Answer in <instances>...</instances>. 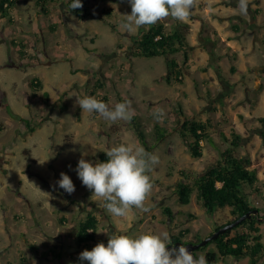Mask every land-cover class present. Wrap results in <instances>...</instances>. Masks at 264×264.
Masks as SVG:
<instances>
[{
	"label": "rangeland",
	"instance_id": "374dc122",
	"mask_svg": "<svg viewBox=\"0 0 264 264\" xmlns=\"http://www.w3.org/2000/svg\"><path fill=\"white\" fill-rule=\"evenodd\" d=\"M242 1L264 21V0ZM84 2L92 11L85 20L72 14L67 0L48 4L19 0L5 18L0 12V124L5 128L0 132V242L4 245L9 241L7 225L18 244L0 264H19L17 251L23 252L22 245L29 251L30 244L39 254L50 257L55 245L64 264H91L97 251L109 244L108 264H120L130 251L152 247V234L160 236L154 224L162 219L165 226L160 238L165 239L169 213L171 228L178 224L183 240L192 236L204 240L215 217L220 223L230 218L228 208L207 213L197 190L192 191L187 205H181L175 187L179 182L192 184L204 171L216 167L227 148L233 149L235 157L249 160L257 180L253 186L244 184L243 193L250 203L264 206V147L256 134L262 127L258 117H264V85L255 90L258 84L253 78L247 96L242 83H234V89L224 88L206 44L216 33H223L221 38L231 47L222 44L220 50L240 48V24L229 22L227 17L236 14L247 25L246 11L236 4L225 6L230 4L228 0ZM44 5L47 11L42 10ZM105 10L109 15L103 14ZM159 24L165 34L186 25L187 43L182 50L168 56H132L137 42ZM93 49V54L88 52ZM243 51L247 56L260 52V58L252 63H264L259 47ZM243 51L237 50L236 57L228 53V60L219 57L221 64L216 67L222 66L233 75L231 68L234 71L235 65L240 67L246 61ZM166 59L182 67L180 83H166ZM33 78L40 79L42 86L37 88L38 100L29 97ZM258 83H264V75ZM100 99L104 104L94 112L93 105ZM183 120L211 122L209 140L201 143L200 157L189 151L191 138L183 136ZM26 122L33 131L26 130ZM140 132L145 143L138 136ZM87 133L92 137L84 145L82 135ZM236 140L238 146L233 147ZM105 155L110 161L106 175L94 160ZM123 166L146 173L137 189L143 196L124 194L118 181ZM26 197L30 204L40 202L45 212H32L29 217L31 208L37 207H29ZM62 207L67 215L59 217L57 210ZM51 208L56 213L52 214ZM88 215L98 222L95 240L82 246L66 238L65 230L78 227ZM261 232L264 241V224ZM129 239H140L141 243L119 245ZM213 251L216 264H252L247 258L218 253L214 244L199 254ZM24 258L25 263L34 262L33 255L27 253ZM51 264L59 262L53 259Z\"/></svg>",
	"mask_w": 264,
	"mask_h": 264
},
{
	"label": "trees",
	"instance_id": "16d2710c",
	"mask_svg": "<svg viewBox=\"0 0 264 264\" xmlns=\"http://www.w3.org/2000/svg\"><path fill=\"white\" fill-rule=\"evenodd\" d=\"M36 1L37 3H59L62 0H23L24 3ZM85 0H67L66 6L70 9L73 15L80 20H85L90 17L92 11L90 7L85 4ZM9 2V3H8ZM12 2V3H11ZM19 2V0H0V12L1 17L5 18L8 14V10ZM43 11H47V7L41 6ZM166 7L161 6L160 9ZM105 15H109V11H104ZM156 16V18H158ZM100 19L105 21L104 17ZM187 29L183 24L175 28L174 32L165 34L163 32L162 24H159L153 29L152 33L144 35L138 42L136 48L132 52V56H168L170 54L179 52L182 50V46L187 43ZM159 37L158 40H155ZM93 53L92 50L88 51ZM167 73L165 81L167 84L173 81L180 83L182 81V67L179 66L173 59H166ZM39 79L33 78L29 83L31 88L30 98L35 97L37 88H41ZM34 94V95H33ZM104 104V100L100 99L95 101L93 105L94 112L100 110V105ZM8 113H12L7 109ZM258 121L264 124V117L258 118ZM211 124L209 120L205 123L186 121L182 122V130L186 133L184 137H190L191 140L188 144L189 151L193 157H200L202 151L201 143L205 140H209L207 128ZM3 125L0 124V132L3 130ZM26 130L33 131L30 123H25ZM138 136L142 143H145V136L142 132L138 133ZM223 139L226 137L222 134ZM237 138V136H235ZM262 145L264 147V128L260 133ZM233 147L238 146V141L231 143ZM232 148H227L222 152V160L218 162L216 167H211L204 171L201 175L193 180L192 184L179 182L176 184L175 192L179 195V202L181 205H187L192 191H198V199L203 208H205L209 214H213L217 209L228 208L231 218L227 223H230L238 217L246 214L249 211L255 209L251 206L249 199L243 193V185L248 184L253 186L257 180L255 171L249 169V160L247 158H237L232 155ZM107 155L102 157V161L108 164V160L104 159ZM146 173L142 170L132 169L127 166H123L120 174L118 175V181L121 188L126 195H131L135 198L143 196L141 191H138L141 181ZM136 179V180H135ZM218 184H220L218 186ZM137 190V191H135ZM260 213L261 210H260ZM264 214V211L263 213ZM190 217H192L190 215ZM97 219L92 215H88L86 221L79 224L78 227H70L65 230V237L73 239L78 245L86 246L95 240L97 231ZM259 222L256 217L252 216L251 219L245 220L231 231H227L224 235L219 236L218 239L209 242L204 248L210 244H214L219 253L229 255L235 258H240L245 255H249L252 258L259 257L262 251H264V243H262V235L260 234ZM224 226V224L218 227ZM247 227V228H246ZM237 229H241V232L236 233ZM93 231V232H92ZM213 233V232H212ZM235 233L234 235H232ZM232 235V236H231ZM131 242V243H130ZM136 243H141L140 239H129L126 241H120L119 245L132 246ZM108 245L102 246L97 254L92 257L91 264H108L110 257L108 256ZM29 247L32 250H36V246L30 244ZM104 247V248H103ZM203 248V249H204ZM52 257L55 260L63 262L62 253L58 247L53 246L51 248ZM143 249L135 250L134 254L137 255L143 252ZM58 255V256H57ZM59 259H57V258ZM217 254L216 252H208L205 255V261L203 264H216Z\"/></svg>",
	"mask_w": 264,
	"mask_h": 264
},
{
	"label": "crops",
	"instance_id": "0c3cea01",
	"mask_svg": "<svg viewBox=\"0 0 264 264\" xmlns=\"http://www.w3.org/2000/svg\"><path fill=\"white\" fill-rule=\"evenodd\" d=\"M222 3V2H221ZM223 3H225V1L223 2ZM252 7V6H251ZM253 8V7H252ZM255 12H256V10H254ZM233 17H238V15H236V14H234V15H232ZM244 20V19H243ZM246 20V19H245ZM247 20H248V18H247ZM260 20H262V17H258V15L256 14V19L254 20L255 22H254V27H252V29H255V33H253L252 31H242L241 30V37H239L238 38V40H239V44H237V46H239L240 45V48L239 47H237V48H234V49H231L230 51H226L225 49L224 50H220V45H222V44H224L225 45V47H231V44L229 43V42H226L225 40H224V38H221V36L223 35V33H216L215 35H214V38H211V39H207L206 40V44L207 45H209L208 47L211 49V60L213 61V63H212V66L214 65L215 66V68L216 69H218V72H216L219 76H220V79H226L229 83L227 84V85H225V84H223L224 85V88H227V89H234L236 86H234V83H242L241 85L243 86V87H245V89H244V91H245V95H246V92H247V90H250V84H248V83H254V82H251V80L254 78V80H255V83L256 84H258V85H255V90H256V88H259L260 89V87L262 86V84L264 85V83H258V80H261L262 79V77H263V75H264V63H257V64H255V63H252L253 61H256L257 59V56H258V58H260V52H254V54H251V56H249V54H248V56L245 54L244 55V51H243V49L244 48H248V47H251V50H253V46H257V47H259V49L262 51V58L264 59V21H260ZM264 20V19H263ZM227 31V30H226ZM14 39L15 38H11V41H13L14 42ZM221 39V40H220ZM2 40H6L5 38H3ZM222 41V42H221ZM68 52H70V49H66ZM237 50H239L240 52H242L243 51V55H244V57L246 58V61H242V63L240 64V67H238V66H236L235 65V67H236V69H234V71L232 70V68H231V71L234 73L233 75H231L230 74V72H229V70L228 69H225L224 67H222V66H220V67H216V65L218 66V64H221L220 62H221V60H220V58L219 57H224L226 60H228V58H229V56H227V54L228 53H232V55L231 56H233V57H236V52H237ZM93 51V53H94V51H95V49H93L92 50ZM257 51V50H256ZM92 53V54H93ZM242 55V54H241ZM243 55H242V57H243ZM236 59V58H235ZM23 62H24V60H23ZM46 63H47V65H49L50 66V63L49 62H47L46 61ZM236 63L238 64V61H236ZM229 67H231V65H229ZM252 69V70H251ZM256 72H257V74H256ZM235 75V76H234ZM209 77V76H208ZM206 78H207V76H206ZM39 81H40V79H39ZM260 82V81H259ZM17 84H19V83H13V85H17ZM246 84H248V86L246 85ZM43 85V84H42ZM77 86H79V85H77V84H74L73 85V87H77ZM66 88V87H65ZM40 89V88H39ZM44 93H45V91L44 90H42ZM30 94H31V92H30ZM35 97H33V98H35L36 100H38L39 98H40V95H39V91L37 90L35 93ZM247 96V95H246ZM259 96H260V94H259ZM30 97V96H29ZM32 98V97H31ZM257 100V99H256ZM79 102H81V100L79 101ZM157 103V101H150V104H156ZM10 109V108H9ZM55 110H57V109H55ZM81 110H77V112H80ZM53 113H54V111L52 112V115H53ZM258 118H261V117H258ZM133 120L135 119V117H133L132 118ZM263 125V124H262ZM262 128V127H261ZM5 128L3 127V130H4ZM2 130V131H3ZM1 131V132H2ZM90 137H92L90 134H84V135H82V139H83V141H84V145H87V144H89V138ZM109 140V139H108ZM110 141V140H109ZM108 141V142H109ZM70 157H73V159H75V160H77V157L76 156H74V155H70ZM96 162V165H100L101 164V166L103 167V170H104V173H105V175H106V172H107V170H108V168L110 167V162L108 163V164H105L102 160H96V159H94ZM66 161V157L64 158V162ZM82 164H77V167L78 166H81ZM86 165H89L88 163H86ZM109 165V166H108ZM6 168V167H5ZM71 175H72V177L74 178V181H75V176H74V174H72L71 173ZM22 178H25L24 176L22 177ZM46 180V179H45ZM73 181V182H74ZM90 181V180H89ZM88 181V182H89ZM143 181V180H142ZM44 183V182H43ZM176 193V192H175ZM193 193V192H192ZM192 193H191V195H192ZM65 197V199H66V201H64V206L66 207V204H68V201H67V199H68V196L67 195H65L64 196ZM27 198V197H26ZM27 199H29V198H27ZM62 199V195L60 196V200ZM22 200H24V198L22 199ZM26 201V200H25ZM50 202H52V200H50ZM49 202V203H50ZM28 204H29V207H31V206H36L37 207V209L36 210H34V208H31V210H30V215H28L29 217H31V214H33L32 212H34V214L35 215H38V214H41V213H44L45 211L42 209V206H41V203L40 202H36V203H32V204H30V199L28 200ZM51 204V203H50ZM201 204V203H200ZM65 207H62L61 208V211H59V210H57L59 213H57L58 214V216L59 217H63V216H65V215H67V209L65 208ZM102 208V207H101ZM203 208V207H202ZM58 209H59V207H58ZM204 209V208H203ZM63 210V211H62ZM50 211H51V213L52 214H54V213H56L55 212V209L54 208H51L50 209ZM47 212V211H46ZM207 213H208V211H207ZM19 214L21 215L22 214V211L20 210V212H19ZM171 216H170V218L166 221V224H167V227L166 228H168V232H167V234H166V236H165V239H163V240H161V236H163V231L161 230V228L163 227L164 228V226L165 225H162V220L160 221L161 223L160 224H158L157 222L154 224V225H156V230H159L160 232H158V233H160V236H157V237H155L154 238V235L152 234V237H153V239H152V241H151V243H152V247L153 246H155V244H156V242L158 241V240H160V241H162V242H166L167 241V239H168V237L169 236H176V235H179V233H181V228L179 227V225L178 224H176L173 228H171V224H170V221H171V217H172V214L171 213H169ZM213 215V214H212ZM192 216V215H191ZM15 218V217H14ZM194 218V217H193ZM6 226V231H7V235H8V237H9V241L8 242H6L4 245H2V242H0V262L2 261V259H4L8 254H9V251H10V253H11V251L13 250V247H17V243H14V241H15V239L14 238H12V231H11V227H7V225H5ZM261 227H262V225H261ZM24 228V227H23ZM21 231H19V232H24V230L21 228L20 229ZM184 230H187V229H184ZM183 230V231H184ZM212 231V228H210L209 229V233ZM208 233V234H209ZM261 235H262V233H261ZM5 238V237H4ZM5 240V239H4ZM184 240H187V239H184ZM189 240H193V241H197L198 239H195V236H192V237H190L189 238ZM52 241H55V240H52ZM262 243H264V241H263V236H262ZM138 245H139V243H138ZM27 246V245H26ZM29 246V245H28ZM53 246H55V245H53ZM25 248V249H24ZM26 248L27 247H25V246H23L22 245V251L23 252H20L19 250L17 251V255H15L16 257L17 256H19V260H17V263H19V264H51V260H53V258H52V256L50 257V256H48V253H47V255L46 254H43V253H38L37 251H34V250H32L31 248H29V251H27V252H25V250H26ZM216 248V247H215ZM19 249V248H18ZM28 249V248H27ZM37 249V248H36ZM139 249H143V248H139ZM139 249H136V250H139ZM144 250V249H143ZM135 251V250H134ZM214 252V251H213ZM27 253L29 254V255H33V259H34V262H33V260H32V262L33 263H29V261H27L26 263H25V255L27 256ZM27 258V257H26ZM233 258H235V257H233ZM5 261V263H9V261L10 260H8V259H6V260H4ZM59 264H64V261L63 262H60L59 261ZM184 264V263H183Z\"/></svg>",
	"mask_w": 264,
	"mask_h": 264
},
{
	"label": "flooded vegetation",
	"instance_id": "af4514ba",
	"mask_svg": "<svg viewBox=\"0 0 264 264\" xmlns=\"http://www.w3.org/2000/svg\"><path fill=\"white\" fill-rule=\"evenodd\" d=\"M228 1H230V4H228V2H226V4H228V5H225V6H227V7H233L234 4L239 5V7L241 9H243L244 11H246L250 23L247 24V25L244 24L243 17H240V16H238L237 18L236 17H233V16L227 17L228 21L229 22H238L240 24V27H241V30L242 31H245V32L246 31H252L253 33H255L256 31H255V29H252V27H254L253 24L255 22L254 20L256 19V12L251 7V5H249L247 3H244L242 0H228ZM256 74H257V72H256ZM219 82L220 83H223L225 85H227L229 83L226 79H220V78H219ZM263 128H264V124L262 125V128H260L259 130H257V133L256 134L260 136V133H261V131H262ZM86 198L87 197H85V201H86ZM83 204L85 205V203H83ZM251 206L254 207L255 209H258L259 210V213H260V210H261L262 213L264 211V206L263 207L260 206L259 203H257V202L256 203H251ZM262 213H260V216H263L264 215ZM231 218L223 221V223H220L218 221V219L215 217V220L212 223L213 224L212 231L207 235V237L210 236V235H212L216 230H218L220 228V227H218L219 225L224 224V226H225V225L229 224V223H227V221H229ZM232 222H230V223H232ZM263 224H264V221L263 222H259V224H258V227L260 228V234L262 233L261 232V225H263ZM179 234H181V233H179ZM199 242H201L200 239L197 240V241H193V240H185L184 241L183 238H182V236L181 237L179 235L169 236L166 242H162V241L158 240L156 242L155 246L151 247L150 249H144V251L141 252V253H144V252L155 253L157 249L164 248L166 246H169V248H167L166 251H165V255L163 253H161L162 255H160L159 258H157V259H155L153 261V264H165L168 261L175 260L180 255V253L182 251H185L187 244H190V243L196 244V243H199ZM204 247H202L199 250H196L195 251L196 256L199 259H201L203 262L205 261V255L208 252L204 253L202 256H200L199 252L200 251H203L205 249ZM137 255H135L134 252L132 253L130 251V255L129 256H123L122 257V262L120 264H125L127 261L134 259ZM240 258H243V259L247 258V261H249L252 264H262L264 262V251L261 252V254L259 255V257L252 258L249 255H245V256H242ZM183 263H185L184 260H177L173 264H183Z\"/></svg>",
	"mask_w": 264,
	"mask_h": 264
},
{
	"label": "water",
	"instance_id": "95a60500",
	"mask_svg": "<svg viewBox=\"0 0 264 264\" xmlns=\"http://www.w3.org/2000/svg\"><path fill=\"white\" fill-rule=\"evenodd\" d=\"M252 216L256 217L258 222L264 221V215L260 216L259 210L253 209L252 211H249L246 214L240 216L232 223L220 227L212 235L206 237L201 242L196 244L193 243L187 244L185 251H182L175 260L168 261L165 264H173L177 260H184L185 262L184 264H203L202 263L203 261L196 256L195 254L196 250H199L200 248L206 246L209 242L218 239L219 236L224 235L227 231H231L233 228L237 227L240 223L244 222L245 220L251 219ZM167 248H169V246H166L164 248H159L156 250L155 253H151V252L140 253L134 259L127 261L125 264H153V261L159 258L160 255H162L161 253L165 255V251ZM262 264H264V262Z\"/></svg>",
	"mask_w": 264,
	"mask_h": 264
},
{
	"label": "bare ground",
	"instance_id": "6f19581e",
	"mask_svg": "<svg viewBox=\"0 0 264 264\" xmlns=\"http://www.w3.org/2000/svg\"><path fill=\"white\" fill-rule=\"evenodd\" d=\"M9 3V2H8ZM12 3V2H11ZM34 95V94H33ZM3 127V126H2ZM125 194V193H124ZM132 201V200H131ZM27 206V205H26ZM36 210V209H35ZM141 216V215H140ZM34 217V216H33ZM86 218V217H85ZM142 220V219H141ZM86 221V220H85ZM80 224H82V223H80ZM110 225V224H109ZM93 232V231H92ZM96 232V231H95ZM131 243V242H130ZM61 247V246H60ZM123 247V246H122ZM104 248V247H103ZM58 256V255H57ZM53 258V257H52ZM57 258V257H56ZM57 259H59V258H57Z\"/></svg>",
	"mask_w": 264,
	"mask_h": 264
},
{
	"label": "built area",
	"instance_id": "2783aa9c",
	"mask_svg": "<svg viewBox=\"0 0 264 264\" xmlns=\"http://www.w3.org/2000/svg\"><path fill=\"white\" fill-rule=\"evenodd\" d=\"M158 39H159V37H156V38H155V40H158Z\"/></svg>",
	"mask_w": 264,
	"mask_h": 264
}]
</instances>
